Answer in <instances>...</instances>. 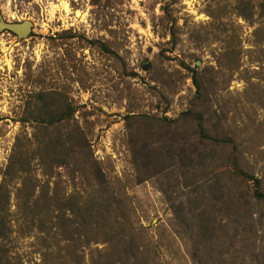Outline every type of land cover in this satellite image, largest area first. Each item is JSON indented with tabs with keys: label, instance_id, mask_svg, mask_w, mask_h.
Wrapping results in <instances>:
<instances>
[{
	"label": "rangeland",
	"instance_id": "obj_1",
	"mask_svg": "<svg viewBox=\"0 0 264 264\" xmlns=\"http://www.w3.org/2000/svg\"><path fill=\"white\" fill-rule=\"evenodd\" d=\"M28 21L25 38L1 28ZM51 123L52 134L68 129L69 155L82 152L105 177L101 187L80 164L53 171L52 188L82 191L106 212L108 219L100 211L93 222L76 220L88 232L75 243L92 241L85 249L55 222L45 233L29 227L20 207L31 183L38 193L47 187L28 141ZM199 124L234 148L200 142ZM231 154L259 187L223 171ZM226 181L235 184L233 203L220 199ZM257 192L264 194V0H0V198L10 207L0 264H264Z\"/></svg>",
	"mask_w": 264,
	"mask_h": 264
},
{
	"label": "trees",
	"instance_id": "obj_2",
	"mask_svg": "<svg viewBox=\"0 0 264 264\" xmlns=\"http://www.w3.org/2000/svg\"><path fill=\"white\" fill-rule=\"evenodd\" d=\"M242 11L243 10H241V12ZM241 16L246 20H251L253 17V13L252 12L250 14L244 13L241 14ZM196 85L201 93L203 87L201 83L197 81V79H196ZM162 124L171 126L173 123L170 122L169 124L167 123V121H162ZM54 127L55 125L53 123H51L48 126H43L42 129L45 130L47 134L44 136L37 137L35 140H33L34 142L31 140L28 141V144H32L35 146L36 149L34 150V152L38 153V156L41 159L46 171L44 176L47 177L49 181L47 187L40 193L36 191L35 185L31 183V186L27 192V196L25 197L27 198V203L24 205V207L23 206L20 207L23 209V211L24 208L27 210L25 217L28 220V223L30 225L29 227L33 229H37L42 233H45L46 231H52V229H48L49 228L48 222L51 223L55 222L56 229L60 230L61 233L63 234H67L68 241L74 242L71 245L75 246L77 249H80L79 247H81V249H85L86 246H90V243L92 241L90 240L91 239L90 237H89L90 239L87 237L84 242H81V245L79 243H75V242H79L81 237L83 236L86 237L85 234L88 232V230L83 231L79 229L78 226L80 225V222H82V224L93 222L94 219L98 218L100 211H102V208H100V211L99 209L95 210L94 208H97L98 204L95 203L94 205L92 201H89L91 200V197L89 195H86L87 197L85 196L86 198H88V200H85V197H82V193H81L82 191L77 192L76 190L68 194L66 191H63L61 189V187L59 186V184H57V182L54 183V187L52 188L51 183L52 180L54 179L53 171L56 170V168H61V167L68 168L70 166L73 165L76 166L77 164H80V167L77 169L81 172L83 171L84 175L88 174V176H90L91 179H93L96 185L101 187L106 185L105 177L100 165L98 163L95 164L90 163L88 161L90 160V158L85 157V155L82 152L77 151L74 153V156L71 157L67 150L70 145L74 144L71 143V140L73 139L71 135H69L70 137H68L63 134L64 131L68 129L66 128V126H61L60 127L61 129L56 128L52 134L51 130ZM199 128H200V132H199L200 136L198 137L199 138L198 140L200 142H202L203 140L205 144H208L209 141H206V139H208L213 142V145L217 146L220 149L227 147L234 148L235 142L232 138H227L224 140L218 137L212 138L209 136L210 134L209 132L208 135L206 134V130L201 124H199ZM21 144L22 143L16 145L15 147L16 154H18L19 156H23L24 154V152L22 151L24 145ZM29 148L30 146L27 147V149ZM74 149L78 150V147L73 146L72 150ZM156 149L159 150V148ZM152 151H155V149ZM133 152H141V148L136 147V145H134ZM13 157H15V155ZM17 158H18V164H22L23 157H16V159ZM137 166L141 171L142 163H140V165L138 164ZM15 167H17V165L12 162V164L9 166V169L13 170L15 169ZM222 169L227 174L233 175L232 177L245 176L248 179L254 180L255 187L256 186L259 187V181L253 178L252 176H249L244 173V170L242 169L241 164L239 163V158L234 154H231L227 158V162L226 164L223 165ZM35 181L37 182L38 179L35 178ZM222 185L220 187L221 193H219L221 201L222 199L223 202L226 200L228 201L229 199L230 203H233V201L236 199L237 194L230 195L228 193L233 190L232 186L235 184L233 182L230 183V181H226L225 184ZM105 192L108 193V191ZM36 194H38L39 197L35 198ZM239 196H243V195H239ZM257 197L258 198L264 197V194L257 192ZM240 199H242V197H240ZM238 201L240 200L238 199ZM115 205L117 208L118 207L121 208V204H119L116 200H115ZM108 207L109 206L105 205L103 208L105 211H107L106 209ZM9 209L10 207H8V204H5L4 200L0 198V242L5 241L8 235L6 233L8 228L7 214L9 213ZM104 213L106 212H103V217L105 219H108L107 216L105 217ZM78 219L80 220V222L76 221ZM208 224L211 225V223ZM72 225L75 227V233L72 232L74 230V228H72ZM215 231H217V229L213 230V232ZM76 234H77V239L75 238ZM71 245H67V246H71ZM4 252L7 251L4 250ZM136 255L137 256L141 255L139 249L137 250ZM4 259H7V255L0 256V261Z\"/></svg>",
	"mask_w": 264,
	"mask_h": 264
},
{
	"label": "water",
	"instance_id": "obj_3",
	"mask_svg": "<svg viewBox=\"0 0 264 264\" xmlns=\"http://www.w3.org/2000/svg\"><path fill=\"white\" fill-rule=\"evenodd\" d=\"M33 24L31 22L24 23H1V28L15 33L20 38L30 35Z\"/></svg>",
	"mask_w": 264,
	"mask_h": 264
}]
</instances>
